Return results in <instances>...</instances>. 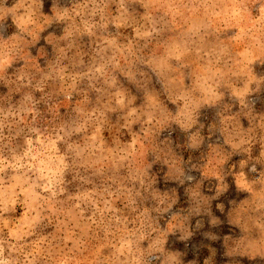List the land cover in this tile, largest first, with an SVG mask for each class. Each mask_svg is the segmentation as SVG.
Instances as JSON below:
<instances>
[{"label":"rangeland","instance_id":"1","mask_svg":"<svg viewBox=\"0 0 264 264\" xmlns=\"http://www.w3.org/2000/svg\"><path fill=\"white\" fill-rule=\"evenodd\" d=\"M0 264H264V0H0Z\"/></svg>","mask_w":264,"mask_h":264}]
</instances>
